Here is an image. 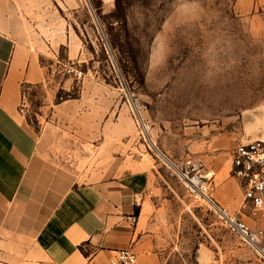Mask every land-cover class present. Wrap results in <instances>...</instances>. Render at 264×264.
Instances as JSON below:
<instances>
[{
	"label": "rangeland",
	"instance_id": "374dc122",
	"mask_svg": "<svg viewBox=\"0 0 264 264\" xmlns=\"http://www.w3.org/2000/svg\"><path fill=\"white\" fill-rule=\"evenodd\" d=\"M11 9L15 37L47 70L44 84L24 88L28 124L38 130L44 106L82 94L108 107L109 145L63 165L85 173L153 160L160 211L148 233L161 264H264L221 213L264 231V209L243 205L240 183L219 202L200 160L214 152L224 163L250 127L264 136V8L245 16L238 0H11ZM199 176L202 193L189 183Z\"/></svg>",
	"mask_w": 264,
	"mask_h": 264
},
{
	"label": "crops",
	"instance_id": "0c3cea01",
	"mask_svg": "<svg viewBox=\"0 0 264 264\" xmlns=\"http://www.w3.org/2000/svg\"><path fill=\"white\" fill-rule=\"evenodd\" d=\"M238 6L248 16L263 10L264 0H238ZM14 23L11 0H0V264H110L125 249L137 255L136 264H161L148 233L160 211L153 160L144 157L133 170L123 163L85 173L63 165L78 157L88 163L95 146L109 145L108 107L95 108L82 94L44 106L42 124L33 129L24 116V88L44 84L47 70L21 46ZM53 100L51 94L47 103ZM247 137L264 136L250 127ZM200 160L219 202L238 192L232 157L222 163L213 152Z\"/></svg>",
	"mask_w": 264,
	"mask_h": 264
},
{
	"label": "built area",
	"instance_id": "2783aa9c",
	"mask_svg": "<svg viewBox=\"0 0 264 264\" xmlns=\"http://www.w3.org/2000/svg\"><path fill=\"white\" fill-rule=\"evenodd\" d=\"M66 73L77 80L84 77V73L74 66L67 67ZM60 99L62 100L63 96H60ZM231 175L243 188V205H249L255 210L264 209V137L244 140L236 145L232 153ZM196 178L201 184L196 188L190 184L191 189L193 192L202 193L204 188L202 177H193L190 180ZM221 213L229 227L264 259V231L252 230L237 214L228 215L222 210ZM136 263L137 255L132 249L118 250L110 259V264Z\"/></svg>",
	"mask_w": 264,
	"mask_h": 264
},
{
	"label": "bare ground",
	"instance_id": "6f19581e",
	"mask_svg": "<svg viewBox=\"0 0 264 264\" xmlns=\"http://www.w3.org/2000/svg\"><path fill=\"white\" fill-rule=\"evenodd\" d=\"M190 183L194 186V187H198L200 184H201V181L196 178V179H193V180H190Z\"/></svg>",
	"mask_w": 264,
	"mask_h": 264
}]
</instances>
